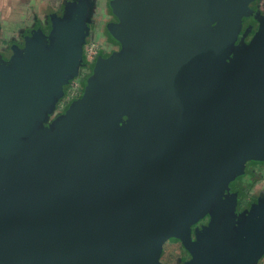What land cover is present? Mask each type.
Returning a JSON list of instances; mask_svg holds the SVG:
<instances>
[{"label": "water", "instance_id": "water-1", "mask_svg": "<svg viewBox=\"0 0 264 264\" xmlns=\"http://www.w3.org/2000/svg\"><path fill=\"white\" fill-rule=\"evenodd\" d=\"M112 6L121 49L96 59L52 130L39 122L84 64L90 14L59 15L0 55V264H159L171 238L191 264H253L264 244L243 228L201 253L190 225L247 160L264 161V15L226 64L248 0ZM130 170L145 180L122 195Z\"/></svg>", "mask_w": 264, "mask_h": 264}, {"label": "flooded vegetation", "instance_id": "flooded-vegetation-1", "mask_svg": "<svg viewBox=\"0 0 264 264\" xmlns=\"http://www.w3.org/2000/svg\"><path fill=\"white\" fill-rule=\"evenodd\" d=\"M116 1L122 0H110L107 2V14L109 15V18L105 28L109 35L107 36V40L110 41L109 48H111L112 51L105 55L97 56L96 59L99 57H108L119 52L121 49L120 45L115 43L111 36V31L114 30L118 23L112 6ZM131 1L136 2L137 0ZM245 12L246 13H244L241 18V23L236 36L228 43L227 52L224 58L226 64H230L233 58L242 53L244 46L250 41L258 28L259 20L264 15V0H248V6L246 7ZM216 25L217 21L208 22L205 27L213 31ZM90 34L91 33L89 32L86 44L90 42ZM85 45L83 46L84 61ZM23 46L24 42L21 39L14 44V47H9L2 51V59L4 61H9L12 55L11 49H20ZM91 76L92 74L88 75L86 81L91 78ZM67 90L63 87L64 93H66ZM83 94L84 89L83 93L75 100L80 99ZM62 98L63 96L58 99L55 107ZM70 105H66L61 114H58L55 117L53 116L52 118L51 113L53 109L48 110L46 120H41L39 122L40 125L44 129L52 130L57 121L64 116L66 111H68ZM130 114L129 110L124 112L116 123V126L125 133L129 128L128 120ZM186 137L187 136L184 135L180 143H183L186 140ZM30 138L31 137H27L25 141H29ZM122 179V195L138 188L145 180L143 176L134 170L124 173ZM213 225H215V228H213ZM241 228L245 231L243 232L244 238L245 236H248L249 240L253 241V247L256 245V242L264 244V161L247 160L244 163L242 171L234 175L231 182L224 188L223 195L209 204L202 217L190 225V238L191 241L194 242L198 235L201 233L203 234L204 245L198 246L199 252L202 253L207 247V242L208 244H211L214 235L216 239L218 238L228 241L232 239L234 236L233 234L239 232ZM210 247H213V245H210L209 248ZM203 256H205V254H203ZM191 260V255L180 240L171 238L163 243L159 264H191ZM253 264H264V251L261 252L258 260L253 262Z\"/></svg>", "mask_w": 264, "mask_h": 264}, {"label": "crops", "instance_id": "crops-1", "mask_svg": "<svg viewBox=\"0 0 264 264\" xmlns=\"http://www.w3.org/2000/svg\"><path fill=\"white\" fill-rule=\"evenodd\" d=\"M100 1L102 0H0V55L2 56L5 49L14 47L19 40L24 42L25 37L50 33L52 22L57 16L77 15L80 11L90 14L88 27L92 36L91 43L110 44V41L105 39L106 36L99 37V33L103 32V22L100 19H91V8H99ZM94 3H97V6ZM105 7L107 8V4Z\"/></svg>", "mask_w": 264, "mask_h": 264}, {"label": "rangeland", "instance_id": "rangeland-1", "mask_svg": "<svg viewBox=\"0 0 264 264\" xmlns=\"http://www.w3.org/2000/svg\"><path fill=\"white\" fill-rule=\"evenodd\" d=\"M97 6V3H94ZM105 4H107V1H100V6L98 8L96 7H92L91 10L92 11V16L91 19L92 20H101L103 22L104 27L103 32H100V36L99 37H105V39H107L109 36L108 33L106 32V28L105 25L107 26V24H105L109 18V15L107 14V8L105 7ZM105 13V14H104ZM104 18V19H103ZM98 34V35H99ZM98 37V38H99ZM92 41L88 42L85 47V53H91V60L86 58L85 55V61L84 64L80 67V71L79 74L76 78L70 80V87L69 89L66 91V93H64L63 98L61 100H59L57 106L52 110L51 113V118L58 114H61L63 108L66 105H70L72 102L75 101V99L77 97H79L82 93H83V89L85 88V82L87 79L88 75L92 74V65H94V62L96 61V57L97 56H102L105 55L106 53L112 51L111 48H108V46L110 44H108V42L106 43H97L98 45H95L93 43H91Z\"/></svg>", "mask_w": 264, "mask_h": 264}, {"label": "trees", "instance_id": "trees-1", "mask_svg": "<svg viewBox=\"0 0 264 264\" xmlns=\"http://www.w3.org/2000/svg\"><path fill=\"white\" fill-rule=\"evenodd\" d=\"M86 83V82H85ZM69 85H70V81H66V82H64V88H65V90H67V88L69 87ZM86 85V84H85Z\"/></svg>", "mask_w": 264, "mask_h": 264}, {"label": "built area", "instance_id": "built-area-1", "mask_svg": "<svg viewBox=\"0 0 264 264\" xmlns=\"http://www.w3.org/2000/svg\"><path fill=\"white\" fill-rule=\"evenodd\" d=\"M91 53H92V52H90V53H85V55H86V58H88V59H90V60H91Z\"/></svg>", "mask_w": 264, "mask_h": 264}]
</instances>
